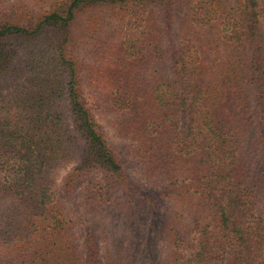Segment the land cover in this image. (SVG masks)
<instances>
[{"label": "trees", "instance_id": "16d2710c", "mask_svg": "<svg viewBox=\"0 0 264 264\" xmlns=\"http://www.w3.org/2000/svg\"><path fill=\"white\" fill-rule=\"evenodd\" d=\"M261 18L264 0H0V264H140L130 160L171 201L156 264H264Z\"/></svg>", "mask_w": 264, "mask_h": 264}, {"label": "rangeland", "instance_id": "374dc122", "mask_svg": "<svg viewBox=\"0 0 264 264\" xmlns=\"http://www.w3.org/2000/svg\"><path fill=\"white\" fill-rule=\"evenodd\" d=\"M8 1H14V0H8ZM180 14H183L181 11ZM261 22L264 26V18H261ZM166 49V48H164ZM92 49L90 46H86L82 48L81 53L84 59H88L89 55H91ZM100 123L103 125L104 129L106 130L110 140L120 146L124 152L127 151V140L124 138L119 137L116 134V131L113 129L111 125L106 121V119L99 118ZM126 153V152H125ZM127 155V153H126ZM76 164V162H72L64 167H62L58 172L57 177V185H62L63 180L65 176L70 172V170L73 168V166ZM127 170L129 173V180L130 181H140L143 185L141 192H142V198L146 202L147 208L151 212L150 215L147 217L148 219L145 221V234L144 239L141 243V250H142V259L140 264H156L161 258H162V252L166 245L165 240L161 236L159 232V222L161 220V217H163L164 214H166L169 211L171 201L166 197H161L157 199L156 193H159V191L162 189V187L166 184L161 181L154 182V180L147 178L142 174L141 169H139L135 162L133 160H130L128 162ZM93 176L90 175L85 181H88ZM161 182V183H160ZM84 186V183L81 184V188ZM147 199L153 200L154 203L151 204ZM5 200L0 199V208L5 205ZM152 223L155 224L153 227ZM87 222L80 220L79 222V229L81 236L83 237V228L86 226ZM123 229L119 228L117 229V233L122 232Z\"/></svg>", "mask_w": 264, "mask_h": 264}]
</instances>
